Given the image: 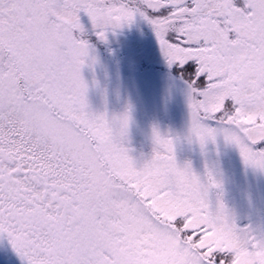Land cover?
I'll list each match as a JSON object with an SVG mask.
<instances>
[{"label":"snow or ice","instance_id":"snow-or-ice-1","mask_svg":"<svg viewBox=\"0 0 264 264\" xmlns=\"http://www.w3.org/2000/svg\"><path fill=\"white\" fill-rule=\"evenodd\" d=\"M137 16L188 85L189 138L264 171V0H0V237L25 264H264L171 136L138 165L129 112L89 110L87 37Z\"/></svg>","mask_w":264,"mask_h":264},{"label":"rangeland","instance_id":"rangeland-1","mask_svg":"<svg viewBox=\"0 0 264 264\" xmlns=\"http://www.w3.org/2000/svg\"><path fill=\"white\" fill-rule=\"evenodd\" d=\"M81 17L91 33L88 17L83 13ZM142 20L137 16L130 25L109 30L106 40L94 35L98 42L115 48L112 55L117 60L89 50L81 69L88 85L89 110L107 113L110 118L126 111L133 115L156 116L155 120L167 117L163 123L159 122L157 130L161 134L172 135L173 140L178 139L174 140L177 162L180 165L190 163L201 184L209 186L211 208L215 210L218 203L223 202L238 228L264 237V171L246 165L239 148L226 142L221 135H217L215 141L207 138L203 146L197 137L189 138L191 116L188 86L184 81L168 75L156 78L154 71L134 73L130 69L140 56L148 66L176 68L167 63L158 39L149 38L147 24ZM136 124L130 120L124 144L140 165L151 158L154 142L149 128L143 131ZM257 127H264V121ZM186 239L191 240L190 237ZM202 242L203 237L195 243L196 247ZM142 251L148 256L159 255L151 247ZM6 262L25 264L4 236L0 238V264ZM231 264H236L235 257Z\"/></svg>","mask_w":264,"mask_h":264},{"label":"trees","instance_id":"trees-1","mask_svg":"<svg viewBox=\"0 0 264 264\" xmlns=\"http://www.w3.org/2000/svg\"><path fill=\"white\" fill-rule=\"evenodd\" d=\"M140 18H142V17H140ZM143 20L147 24V29L149 30V33H150V37L149 38L150 39L151 38L152 39L157 38L156 35H155V32H154L153 26L147 20H145V19H143ZM177 27L179 28L180 26H177ZM87 43L90 46V49L89 50L91 52L100 54V55H102L104 57H107V58L114 59L113 58V55H112V52L115 51V48H110V47H108V46H106V45L98 42L97 39L95 38L94 34H90V36L87 37ZM114 60H117V58H115ZM123 68L126 69L125 66ZM130 69H132L133 71H135L134 73H146V72H152V71H154L156 73L155 74V77L156 78H158L159 76L162 77L164 75H168L170 77L179 79L182 82L184 81V84L187 85V83L185 81V78H182V76H181V70L178 69L177 67L176 68H173V69H167V68H163L161 66H156V65H154V66L149 65L148 66L145 63H143L142 56H140V59H139V61L136 64H133L132 66H130ZM122 73H124V72L122 71ZM130 115L132 116V118H130V120L132 121V123L133 124L134 123H137L136 124V127H140L143 131L146 128H149V130L152 132V134H153V129H157L158 128L157 125L159 124V122L163 123L164 120H165V118H167V117H161V118H158V120H155L157 118L156 116L151 117V116H147V115H143V114H141V115H136V114L133 115V114H130ZM169 136H171L172 138H174L172 135H169ZM174 140H178V139L175 138ZM211 194H212V192L209 189V195H211ZM212 200H213V198H212ZM192 246L193 247H196L195 244H193Z\"/></svg>","mask_w":264,"mask_h":264},{"label":"flooded vegetation","instance_id":"flooded-vegetation-1","mask_svg":"<svg viewBox=\"0 0 264 264\" xmlns=\"http://www.w3.org/2000/svg\"><path fill=\"white\" fill-rule=\"evenodd\" d=\"M0 238H3V237H0ZM6 260V259H5ZM4 264H10L9 262H6V263H4Z\"/></svg>","mask_w":264,"mask_h":264}]
</instances>
